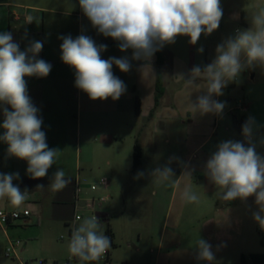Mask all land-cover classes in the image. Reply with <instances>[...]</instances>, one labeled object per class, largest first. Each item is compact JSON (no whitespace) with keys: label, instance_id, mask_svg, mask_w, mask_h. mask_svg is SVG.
<instances>
[{"label":"rangeland","instance_id":"1","mask_svg":"<svg viewBox=\"0 0 264 264\" xmlns=\"http://www.w3.org/2000/svg\"><path fill=\"white\" fill-rule=\"evenodd\" d=\"M221 7L223 17L212 34H202L196 45H191L187 36H179L174 44L160 50L161 54L170 53L171 56L163 69H166L162 77L165 97L159 108L162 115L152 122L146 120L142 126L145 159L144 167L139 171L144 172V176L140 179L134 178L137 174L126 173V169L131 167L132 133H136L130 130L138 123L135 99L138 97L143 101V108L147 109L152 107V97L156 94L151 68L135 65L123 73L113 65L114 74L127 86L126 93L118 101L111 98L92 101L74 86V69L60 59L62 40L59 37L62 34L58 33L59 26L67 25V35L75 38L79 35V20L48 15L42 25L40 15L30 12L34 18L29 29L31 35L21 37V44L25 49L31 41L43 42L38 58L52 65L47 77H35L32 102L40 110L42 130L49 148L60 151L56 164L42 178L45 187L37 191L23 182V178H30L26 174L27 162L7 157V145L0 142V172L19 173L20 179L13 183L22 191L27 190V199L19 209L13 208L4 198L0 199V210H28L31 213L28 221H16L15 227L8 228L7 235L0 228V264H40L41 261L81 264V261H73L68 252L69 231L65 221L72 219H68L69 216L59 218L54 201L58 202L60 198L55 197L56 192L48 184L60 168L66 178L79 182L81 192L95 193L91 191L92 185H98L103 177L111 179L109 174L114 168L108 162L112 160L116 161L120 174H127L130 184L123 186L118 176L104 194L110 196L108 202L114 205L111 226L115 237L114 245L108 249V264L207 263L196 259L198 238L212 246L215 264H238L243 254H264V230L252 215L257 211L254 197L243 202L240 199L225 202L221 199V190L204 175V165L220 142H246L243 131L233 124L232 113L247 119L254 117L257 152L264 155V145L259 143L264 139V72L259 68L245 70L238 82L229 83L223 89L222 96L214 97L225 103L220 114L193 113L190 102L203 94L205 83L197 81L200 87L193 88L186 86L180 78L181 75L187 78L194 66L209 64L215 57L217 45L235 36L237 30L249 28L239 21V16L243 12L251 15L264 8V0H221ZM83 22L87 29L90 22L85 16ZM200 48L203 52H198ZM123 55L118 45L116 49L107 47L101 53L103 59ZM2 134L3 129H0ZM113 137L120 138L115 140ZM171 157L179 159L171 162L175 175L170 181L161 183L150 177L153 169L164 166ZM186 169L191 175L182 174ZM185 188L199 196L198 203L189 204L182 199ZM80 198L83 199L81 193ZM80 214L84 218L91 216L87 212ZM100 228L106 235V223L100 224ZM8 238L21 242L17 259L5 256ZM104 256L99 261L84 264H104Z\"/></svg>","mask_w":264,"mask_h":264},{"label":"clouds","instance_id":"2","mask_svg":"<svg viewBox=\"0 0 264 264\" xmlns=\"http://www.w3.org/2000/svg\"><path fill=\"white\" fill-rule=\"evenodd\" d=\"M78 4L98 34L115 40L121 52L131 50L132 53L131 58L103 59L101 53L107 50V45H98L90 36L82 33L75 38L59 37L62 40L60 59L74 69V86L92 101L109 98L118 101L126 93L127 86L114 74L113 65L127 73L132 68L131 61H150L157 51L174 44L179 36H187L188 42L196 45L202 34L210 35L219 28L223 17L221 0H78ZM26 22L32 23L33 18L27 17ZM249 23V28L237 30L235 36L217 45L209 64L194 66L187 78L180 76L188 87L199 88L197 81L205 83L203 94L190 102L193 113H222L225 103L214 97L222 96L223 89L229 83L238 82L245 70L259 68L264 72V8L253 12ZM42 49L43 42L32 41L21 50L10 32L0 33V113L3 116L0 142L7 145V157L27 162L26 174L34 180L47 176L60 151L48 146L40 110L29 96L25 79L45 78L50 74L52 65L38 58ZM198 52H203V48ZM256 128V121L250 116L242 127L246 142H220L204 165V175L221 190V199L225 202L236 199L243 202L254 197L257 211L252 214L253 220L264 230V155L257 152ZM259 143L264 145V139ZM178 159L171 157L167 164L153 169L150 177L161 183L170 181L175 175L171 162ZM182 174L191 175V171L186 169ZM143 176L144 172H138L134 178ZM19 179V173L0 172V199L7 198L16 209L27 199V190L22 191L13 183ZM71 181L63 169L57 168L48 187L60 191ZM182 199L192 204L200 198L185 188ZM111 243L101 230L97 216H92L84 218L72 231L68 252L81 264L99 261ZM195 248L197 260L212 264L215 255L207 241L198 238Z\"/></svg>","mask_w":264,"mask_h":264},{"label":"crops","instance_id":"3","mask_svg":"<svg viewBox=\"0 0 264 264\" xmlns=\"http://www.w3.org/2000/svg\"><path fill=\"white\" fill-rule=\"evenodd\" d=\"M24 9H29L30 12H33L35 14L40 15L41 17V21H42V25H44L45 20L47 19L48 15H61V16H65V17H76L79 22H80V27H79V35L80 34H84L87 36H90L98 45L99 44H105L107 45L108 48H112V49H116L118 43L113 40L112 38H106L103 37L102 35H99L96 30L94 28H92L91 24L89 25V27L87 29H84V15L82 14L80 8H79V4H78V0H0V24L3 22L2 26H0V33L2 32H10L13 36V40L14 42H17L20 46L21 50H24V46L21 44L20 38L23 36H29L31 35V31L29 29L32 28L34 22L32 24H26L24 21L22 22H15L12 20V14L15 13H23ZM252 14V13H251ZM251 15H247L246 13H242L239 16V21L245 25L246 27H250V23H249V18ZM66 27V28H65ZM54 33V32H52ZM59 35L62 34V36L67 35L68 30H67V25L63 24L59 26V31H58ZM32 42V41H31ZM113 51V50H112ZM120 53V52H119ZM124 56H128L129 58H131V50H128L126 52H123ZM163 53V52H162ZM170 53H168L166 55V53L162 54V77L164 75V73L166 72V69H164V67L167 65V63H169V58L171 56H169ZM172 55V54H171ZM169 56V58H168ZM132 66H137L138 68H141L142 66H146L148 65V67L151 68L150 70V74H151V78L154 79L155 84H156V78H157V70H158V56L155 53L152 57V59L150 61H131ZM54 65V64H53ZM55 66V65H54ZM170 65H168L169 68ZM168 71V70H167ZM140 76V75H139ZM27 80V87H28V93L29 96L31 98V100H33L34 98V89L32 86V83H34V81L36 80L35 77H26L25 78ZM153 82V81H152ZM156 93V92H155ZM165 97V92L164 95L162 96L161 100L159 101V105L158 107H155V94H153L152 97V107H147V109L143 108V101L141 102L140 100V114L137 115L136 112V116L138 117V123L141 121L142 123L140 124H136V127H131V132L132 131H136V133H132V141H133V146L135 143L136 138L138 137L140 140V143L142 145L143 148V161H142V165L135 171L132 170V162H131V167L129 169H126V173H131V174H137L139 171H141V169L144 167V159H145V145H144V130L142 129V126L144 125V122H152L155 121V118L157 116H159L162 113V110H160L161 112L159 113V108L161 105V101L164 99ZM138 98V97H136ZM136 101V99H135ZM148 113V115H147ZM162 115V114H161ZM167 120V118H166ZM3 121V116L2 113H0V123H2ZM142 124V125H141ZM120 137H113V139L115 140H119ZM157 146L156 142H155V147ZM131 161H132V155H131ZM109 166H113L114 170L113 173L109 174V178L108 179L111 183L112 186V181L116 180L119 176L120 179H122V184L123 186L130 184L128 179H127V174L125 176V174H120L121 172L118 170L117 168V164L116 161L112 160L108 162ZM102 179H107V178H101ZM23 182L24 184H30L33 181H36L32 178H23ZM42 180V179H37ZM76 184H79V182H76ZM36 189L37 191H39V189H37L36 186H33L32 189ZM65 189L60 190V191H55V197L60 198V200L57 202V205L55 204L56 202L54 201V208L57 210L59 218H64L66 215V211L67 207H65L66 203H68L67 200L62 199L63 196V192ZM108 190H103L102 188L99 189L98 191H96L95 193H90L89 191H83L81 192L82 194V200H90V199H98L101 196H105V192ZM92 194V195H90ZM88 196H91V198L87 199ZM75 197V196H74ZM6 200L8 201V199L6 198ZM99 212H101L100 216L102 217V220L100 221V224L102 223H106L107 227L110 226L111 230L113 231L114 235V229L111 226V219L114 216V205L110 204L109 202L105 203L104 205L101 206V208H97ZM16 210V209H15ZM71 219V216L69 215V218ZM104 219H107V221H105ZM13 227H15V224L13 225ZM11 227V228H13ZM6 234V233H5ZM7 235V234H6ZM214 263V262H212Z\"/></svg>","mask_w":264,"mask_h":264},{"label":"built area","instance_id":"4","mask_svg":"<svg viewBox=\"0 0 264 264\" xmlns=\"http://www.w3.org/2000/svg\"><path fill=\"white\" fill-rule=\"evenodd\" d=\"M32 17L29 9H24L23 13H15L12 14V20L15 22H22L24 21L26 24H32V23H27V17ZM104 190H109L111 183L108 179H102L98 183V185H92L91 186V191L96 192L100 188ZM80 193H81V187L80 184H76V193H75V212L73 215V218L71 222L68 225V238L70 240L71 233L72 231L78 227V224L84 219V216L80 214V212H87L90 213L91 216H97L98 220L101 221L102 217L100 216L101 212L98 211L97 208H101L102 205L107 203L110 199V196H101L98 199H90V200H82L80 198ZM16 213V214H14ZM31 216V213L28 210H24L23 212L19 211H2L0 210V228L7 234V229L11 226L14 225L16 221L19 220H24L26 221L29 217ZM78 217L80 219H78ZM63 240L64 237H61ZM21 246L20 241H11L8 238V246L5 252V256L7 258H14L17 259V250ZM109 251L105 253L104 260L107 257ZM40 264H47L45 261H41ZM58 264V263H55ZM65 264H70V262H67Z\"/></svg>","mask_w":264,"mask_h":264},{"label":"trees","instance_id":"5","mask_svg":"<svg viewBox=\"0 0 264 264\" xmlns=\"http://www.w3.org/2000/svg\"><path fill=\"white\" fill-rule=\"evenodd\" d=\"M158 56V70H157V78H156V94H155V107H158L159 101L161 100L162 96L164 95V89H163V80H162V54L160 51L156 52ZM135 112L137 115L140 114V99L136 98L135 101ZM232 121L234 126L238 130H242V127L244 123L248 120L246 116L239 117L238 115L232 113ZM143 161V148L140 143L139 138L137 137L133 146V153H132V170H137L141 165ZM43 184V180H36L31 183L32 186H36ZM37 189H43L37 187ZM62 199H65L68 201L66 203L65 207H67L66 213H68V216H71V219L73 218L74 212H75V193H76V182H72L64 188ZM57 205V202L55 203ZM29 218L26 220L28 221ZM107 221V219H104ZM70 222L65 221V226L68 228ZM13 227L11 225L9 228ZM106 235L110 238L112 241L111 246L114 245V233L111 230L110 226L107 227ZM109 251V250H108ZM73 261L79 262V260L76 257H72ZM109 263V253L107 257L105 258L104 264ZM195 264H207V263H195ZM215 264V263H212ZM238 264H264V254H249V255H241L240 262Z\"/></svg>","mask_w":264,"mask_h":264},{"label":"water","instance_id":"6","mask_svg":"<svg viewBox=\"0 0 264 264\" xmlns=\"http://www.w3.org/2000/svg\"><path fill=\"white\" fill-rule=\"evenodd\" d=\"M252 78H254V74H252Z\"/></svg>","mask_w":264,"mask_h":264}]
</instances>
